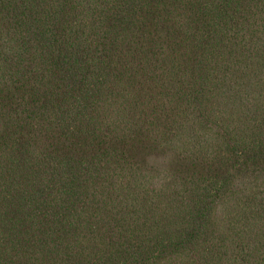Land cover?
<instances>
[{"label": "trees", "instance_id": "16d2710c", "mask_svg": "<svg viewBox=\"0 0 264 264\" xmlns=\"http://www.w3.org/2000/svg\"><path fill=\"white\" fill-rule=\"evenodd\" d=\"M0 264H264V0H0Z\"/></svg>", "mask_w": 264, "mask_h": 264}]
</instances>
